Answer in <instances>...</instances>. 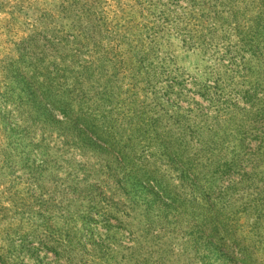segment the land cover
I'll return each mask as SVG.
<instances>
[{"label": "rangeland", "instance_id": "374dc122", "mask_svg": "<svg viewBox=\"0 0 264 264\" xmlns=\"http://www.w3.org/2000/svg\"><path fill=\"white\" fill-rule=\"evenodd\" d=\"M251 31L244 86L226 56ZM263 43L264 0H0V264H264ZM33 60L62 82L94 63V106L127 130L145 92L175 153L149 159L127 138L122 155L83 154L18 131L19 113L5 123L8 76ZM149 76L158 94L139 89ZM167 81L184 101L173 114ZM230 104L243 113L224 122ZM190 111L222 114L191 142L173 124Z\"/></svg>", "mask_w": 264, "mask_h": 264}, {"label": "trees", "instance_id": "16d2710c", "mask_svg": "<svg viewBox=\"0 0 264 264\" xmlns=\"http://www.w3.org/2000/svg\"><path fill=\"white\" fill-rule=\"evenodd\" d=\"M254 30H258V25H255ZM255 31L246 33L245 38L240 39L238 42L239 48L233 52H227L226 61L234 78L238 77L240 79L239 85L245 83V86L246 83H250L252 73L249 69L250 60L247 56L251 53L249 48L252 40H249V37ZM93 64L87 63L83 66L82 70L84 74L82 76L77 78L70 76L64 82H62L64 79L62 77H59L58 81L52 79L48 68H42L43 71L41 72L40 65L34 60L26 72H22L16 77L9 75V79L11 78L13 81H11L12 84L9 86V91L7 92L8 104L6 106L11 108V111L4 113V122L8 123L13 114L19 113L20 121L18 122L23 121L27 126H21L16 122L13 126L18 131L23 130V132H30V134L43 133L45 136L57 134V138L60 140L64 138L69 139L68 145L72 142L75 143L73 145L74 148L70 147L71 150H81L83 154H95L99 149L98 146H104L111 152L113 149L120 148L118 155H122L123 151L127 149V146L123 145L122 142L127 140V138L131 142L138 143V146L142 149L147 150L149 159L155 158L157 153L161 152L163 157H168L169 152L175 153L174 146H171L168 139H160L159 121L150 120L145 114V110L147 109L145 106L148 101V94L145 92H136L134 94L137 96L135 108H137L136 113L138 117L133 113V118L129 121L128 130L124 128L123 123L110 124L105 118L99 116L97 107L94 106V98H91L96 91V72L94 71ZM139 77L137 76V78ZM167 82L169 83L168 89L164 93H160V95L172 107L171 113L173 114L174 108L182 110L181 103L184 101L181 94L176 92L177 87L175 84ZM159 83L160 79L158 80L155 76H149L147 79L142 78L139 89L146 86L148 92H150L149 89H153V93L158 94L157 88L159 87ZM242 91H245L244 94H237V96L239 101H244L247 106L255 98L258 99L255 95H251L253 100L250 99L251 89L247 88L244 90L242 88ZM227 110L226 118L223 119L224 122L236 121L240 113H243L235 104H230ZM220 114L222 112H218L217 117L209 116L210 114H199V117L193 121L192 117L194 114L190 111L184 116L185 120L173 118V124L176 128H184V132L193 138L198 132L197 128L202 124H209V130H211L210 127L212 128V124L216 121L215 118H218ZM59 122L68 126L69 131L63 129L58 134L57 127L59 126L56 124ZM9 124L10 129L15 130V128L11 127V123ZM45 136H43L44 139H46ZM262 139L264 140V136H262ZM116 140L118 141L117 145L111 144ZM190 140L194 142V138ZM242 148L247 149L245 146H242ZM262 148L263 146H261ZM177 151L183 152L184 149L178 148ZM204 153L208 154L209 152L205 150Z\"/></svg>", "mask_w": 264, "mask_h": 264}]
</instances>
